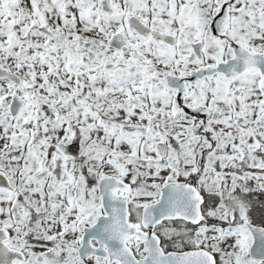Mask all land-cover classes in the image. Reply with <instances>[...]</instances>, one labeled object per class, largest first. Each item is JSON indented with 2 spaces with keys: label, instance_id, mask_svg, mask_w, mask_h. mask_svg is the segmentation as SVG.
I'll use <instances>...</instances> for the list:
<instances>
[{
  "label": "snow or ice",
  "instance_id": "obj_1",
  "mask_svg": "<svg viewBox=\"0 0 264 264\" xmlns=\"http://www.w3.org/2000/svg\"><path fill=\"white\" fill-rule=\"evenodd\" d=\"M0 264H264V0H0Z\"/></svg>",
  "mask_w": 264,
  "mask_h": 264
}]
</instances>
